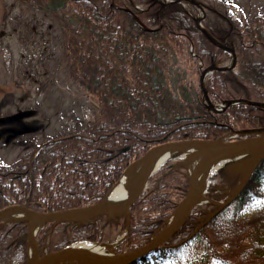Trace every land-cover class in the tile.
<instances>
[{
    "label": "trees",
    "instance_id": "obj_1",
    "mask_svg": "<svg viewBox=\"0 0 264 264\" xmlns=\"http://www.w3.org/2000/svg\"><path fill=\"white\" fill-rule=\"evenodd\" d=\"M13 1L25 13L24 31L19 32L30 39L32 25L38 24V30L41 22L48 25L42 42L52 38L59 65L97 100L99 112L94 121L55 131L40 143L31 134L25 143L30 150L24 153L23 146V154L12 161L0 156V211L23 206L61 212L92 206L108 195L132 164L163 142L217 140L233 130L264 128L260 107L239 103L220 114L206 107L199 83L194 86L190 78L191 65L199 75L200 64L222 66L230 55L205 37L194 20L196 12L190 15L183 3L164 7L155 0H132L134 6L130 0ZM198 1L206 7L204 29L221 43L227 39L237 57L233 69L208 76L211 102L264 104V3L247 13L236 0ZM234 7L240 14L231 11ZM179 57L185 58L186 72ZM159 177L161 185L153 186L132 208L128 229L125 216L55 228L49 222L38 235L41 247L52 252L85 240L112 243L126 230L128 236L115 249L118 255L145 246L187 194L183 166L169 161ZM213 178L218 184L209 187L208 195L220 201L243 174L220 170ZM261 189L264 161L238 198L220 212L211 217L213 206H199L157 252L158 261L179 264L196 253L191 264H264V212L251 224L240 225L245 207L261 197ZM28 245L26 223L0 228V264H13L18 251L23 253L18 264H29ZM150 261L143 257L132 264Z\"/></svg>",
    "mask_w": 264,
    "mask_h": 264
},
{
    "label": "rangeland",
    "instance_id": "obj_2",
    "mask_svg": "<svg viewBox=\"0 0 264 264\" xmlns=\"http://www.w3.org/2000/svg\"><path fill=\"white\" fill-rule=\"evenodd\" d=\"M236 1L247 13L257 10L258 2L261 5L264 3V0ZM231 11L240 14L239 7ZM24 14V9L15 1L0 0V156L9 161L23 154V146L24 153L30 150L25 143L31 134L36 135L35 140L40 143L53 137L55 131L94 121L99 112L97 100L76 85L59 65V52L52 38L42 42L40 37L48 32L49 26L41 22L38 30V24L32 25L34 36L30 39L24 32H19L24 31ZM34 18L39 20V17H30ZM19 22L21 30L18 29ZM179 63L186 72L185 58L179 57ZM191 68L190 78L194 86H198L200 74L193 72L192 65ZM172 161L176 163L180 159ZM231 165L226 161L213 171L207 181L206 193L210 186L218 184L213 178L215 174ZM163 167L153 175L151 186L161 185L163 178L159 177V172ZM229 193H224V198ZM260 194L256 202L245 207L240 217L244 223L240 225L251 224L256 214L264 212V203L259 202L264 200V189L260 190ZM195 254L179 264H191ZM148 264L172 263H161L153 257Z\"/></svg>",
    "mask_w": 264,
    "mask_h": 264
},
{
    "label": "water",
    "instance_id": "obj_3",
    "mask_svg": "<svg viewBox=\"0 0 264 264\" xmlns=\"http://www.w3.org/2000/svg\"><path fill=\"white\" fill-rule=\"evenodd\" d=\"M190 4L196 6L200 10V14L195 19L198 28L203 32L205 37L215 46L223 48L231 54V63L228 66L218 67L212 65L209 68L202 69L199 85L203 93L204 101L209 111L214 113H223L230 106L238 103H248L252 106L264 109V104L246 101H228L224 105L215 106L212 104L207 88L206 78L208 74L214 71H226L236 66L237 57L233 48L221 43L211 36L206 29L203 28L202 22L206 17V12L203 6L196 0H188ZM232 134L237 138L235 140H172L155 146L149 150L138 162L133 164L132 169L136 164H140V179L136 190L125 201L107 207L104 201L96 205L65 210L62 212H47L44 210H28L24 207H12L0 211V217L6 216L17 209H21L28 213L26 219H13L8 221L27 223L28 239H29V264H53L66 259H79L90 264H132L137 260L152 256L156 251L162 249L182 228L187 224L189 219L194 214L196 208L203 204H211L216 207V210L210 215L211 217L220 212L224 207L238 198L245 188L249 178L258 166L264 161V128L232 131ZM176 149L179 152L186 153V157L181 159L180 166H185L188 173V190L186 197L178 205L176 211L171 218L166 222L165 227L152 238L145 246L125 254L116 256L115 259H107L99 252L90 248L79 247L73 244L61 250L42 254V250L38 241V233L40 229L48 222H54L56 227L58 224L76 223L86 224L88 221L107 217L113 220L116 217L125 216L128 227L130 226L131 209L138 203L146 192L151 179V160L153 156L164 149ZM188 159H194V163L188 169ZM229 161L232 163L231 168H225L224 171L235 170L243 174L241 182L235 190H233L226 198L225 202L212 200L206 194L207 181L212 175V170L218 162ZM129 169V170H130ZM201 174V176H200ZM200 176V182L199 181ZM43 222L39 230L36 225ZM120 243V242H119ZM117 243V244H119ZM116 244V245H117ZM32 248V249H31Z\"/></svg>",
    "mask_w": 264,
    "mask_h": 264
},
{
    "label": "bare ground",
    "instance_id": "obj_4",
    "mask_svg": "<svg viewBox=\"0 0 264 264\" xmlns=\"http://www.w3.org/2000/svg\"><path fill=\"white\" fill-rule=\"evenodd\" d=\"M172 1L173 0H167L164 4V7H166ZM131 2L132 1L130 0V3ZM180 140H182V139H180ZM169 141H172V140H169ZM169 141H166V142H169ZM163 143H165V142H163ZM163 143H161V144H163ZM179 157H182V158L186 157V153L179 152L176 149H168V148L159 151L158 153H156L153 156V158L151 160V175L153 176L156 172H158V170L169 160L172 161L174 159H180V161L175 163L177 166H180L179 163L181 162L182 158H179ZM193 163H194V159H188V161H187L188 169L191 168ZM222 163H223L222 161L218 162L215 165L212 172L216 171L218 168H220ZM183 167L186 169L185 166H183ZM200 176H201V174H200ZM200 176L198 178L199 179L198 182H200V179H201ZM139 179H140V164H136L132 169L128 170L124 174L123 178L121 177L118 180V182L110 190V192H109L110 194H109L107 200L104 199L105 200L104 204L107 207H112V206H115V205L127 200L133 194V192L136 190ZM151 180L152 179H150V182H149V185H148L146 192L144 193L143 197L138 202L143 200L146 197V194L149 192V190L153 187L150 185ZM27 216H28V213L26 211H23L21 209H17L15 211H12L11 213L6 214V216L0 217V222H2V223L7 222L8 223V221L13 220V219H26ZM42 225H43V222L37 223L36 229L39 230ZM183 243H185V242H183ZM77 246L93 249L96 252H99L104 257H106L107 259H110V260L116 258L114 255V252H113L114 245L109 246L106 244L92 243V242L84 241V242L77 244ZM53 264H90V263L83 261V260H79V259H66V260H62L59 262H55Z\"/></svg>",
    "mask_w": 264,
    "mask_h": 264
},
{
    "label": "clouds",
    "instance_id": "obj_5",
    "mask_svg": "<svg viewBox=\"0 0 264 264\" xmlns=\"http://www.w3.org/2000/svg\"><path fill=\"white\" fill-rule=\"evenodd\" d=\"M22 256H23V253L18 251L16 253V258H14L13 264H18L19 258H22Z\"/></svg>",
    "mask_w": 264,
    "mask_h": 264
},
{
    "label": "snow or ice",
    "instance_id": "obj_6",
    "mask_svg": "<svg viewBox=\"0 0 264 264\" xmlns=\"http://www.w3.org/2000/svg\"><path fill=\"white\" fill-rule=\"evenodd\" d=\"M259 202L264 203V200H261ZM216 264H221V262H216Z\"/></svg>",
    "mask_w": 264,
    "mask_h": 264
}]
</instances>
